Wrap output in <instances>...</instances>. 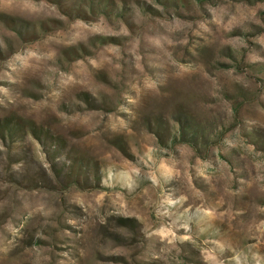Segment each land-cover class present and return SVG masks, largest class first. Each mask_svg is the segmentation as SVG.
<instances>
[{
    "label": "rangeland",
    "instance_id": "rangeland-1",
    "mask_svg": "<svg viewBox=\"0 0 264 264\" xmlns=\"http://www.w3.org/2000/svg\"><path fill=\"white\" fill-rule=\"evenodd\" d=\"M107 1L0 0V264H264V0Z\"/></svg>",
    "mask_w": 264,
    "mask_h": 264
},
{
    "label": "trees",
    "instance_id": "trees-1",
    "mask_svg": "<svg viewBox=\"0 0 264 264\" xmlns=\"http://www.w3.org/2000/svg\"><path fill=\"white\" fill-rule=\"evenodd\" d=\"M84 2V4L86 3V0H82ZM104 2V3H103ZM89 10L92 13H96L99 12V10H102L104 12H107L106 6L108 7V1L107 0H89ZM75 10V11H74ZM70 13L76 12L82 19H86L85 17V9L81 8L79 9V6H75L73 5V9L69 10ZM69 13V14H70ZM76 15V16H78ZM22 22V21H21ZM24 22V21H23ZM23 24V23H22ZM27 28H29V25L27 22H24V24L20 27L19 30H26ZM21 33V32H20ZM190 125V124H189ZM180 138H184L186 140H188L189 142L195 144L196 143V133L193 131H190V126H189V133L187 132L188 129H184L183 128V124L180 125ZM30 133L35 137L36 140H38L40 142V144L46 149V151L52 152L53 156H55L54 151L52 149V143H54V145H56L57 148H62V145H60L57 142V139L55 140L54 138H52V136L50 135L49 131H43V129H39L37 128L34 124L30 123L28 125ZM186 133V136L184 135ZM174 138V136H173ZM25 140V134H24V125L18 121V120H13L10 118H4V119H0V146L3 147H7L10 146L11 144H15L18 142H22ZM19 147V153L18 154H22L20 155L21 159L24 160L25 159V155H24V149H21L20 145L17 144ZM12 152L16 153L17 151H10L9 155L12 154ZM56 152V151H55ZM60 153V152H59ZM18 160V159H16ZM75 163L79 166V168H83V162L81 161V159H76ZM73 165V164H72ZM85 166V164H84ZM74 171V168H71V172L69 171V178L70 181L69 182H75V183H80L79 181V177H80V173L81 171H76L75 174H72V172ZM70 174L71 177H70ZM85 181V178H84Z\"/></svg>",
    "mask_w": 264,
    "mask_h": 264
}]
</instances>
